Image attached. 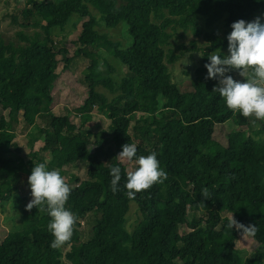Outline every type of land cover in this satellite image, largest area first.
Returning a JSON list of instances; mask_svg holds the SVG:
<instances>
[{"label":"trees","instance_id":"trees-1","mask_svg":"<svg viewBox=\"0 0 264 264\" xmlns=\"http://www.w3.org/2000/svg\"><path fill=\"white\" fill-rule=\"evenodd\" d=\"M21 2L25 6L19 16H11L12 23L42 29L46 38L17 46L0 40V134L15 131L13 111L21 113L29 127L25 137L13 140L12 150L0 144V203L31 197V172L15 171L16 161L10 156L15 153L29 159L31 171L39 163L60 170L72 189L66 208L78 220L71 240L53 249L47 211L25 207L24 227L0 236V264H65L64 259L69 264H264V219L258 221L260 236L250 237L258 244L252 255L237 247L235 236L224 239L232 215L250 225L245 204L264 206V142L245 129L264 120L228 109L219 93L213 92L218 80L208 79L205 68L210 54L228 52L231 25L251 22L263 13L264 0ZM75 15L82 19L79 51L89 52L85 55L90 61L85 73L88 92L81 107L86 113L80 125L70 123L59 131L52 90L72 59L54 48L52 29H64ZM219 23L224 33L216 27ZM121 24L131 37L127 45L99 30ZM180 30L194 34L190 48L172 44ZM197 38L204 40L203 45ZM189 51L201 52V65L182 88L172 81L169 65ZM103 52L127 70L120 82L114 80L116 68ZM99 87L115 96L110 99ZM94 106L109 119L108 131L86 128ZM115 107L120 108L116 114ZM227 123L234 128L225 133L223 143L215 136ZM262 124L256 135L264 133ZM126 143L137 146L133 160L155 152L168 174L167 180L137 193L134 200L124 187L126 172L134 164L117 157ZM81 163L86 166V179L68 175L66 167ZM113 166L122 170L116 193L111 189ZM132 202L142 219L130 233L126 221ZM90 213L96 216L95 224L82 241L79 228ZM238 232L242 230L232 229L233 235Z\"/></svg>","mask_w":264,"mask_h":264},{"label":"rangeland","instance_id":"rangeland-1","mask_svg":"<svg viewBox=\"0 0 264 264\" xmlns=\"http://www.w3.org/2000/svg\"><path fill=\"white\" fill-rule=\"evenodd\" d=\"M24 6L25 3L21 2V0H0V40L4 41L6 44L14 46L28 45L35 41H44L46 38V34L42 29L22 28L12 23L11 16H19ZM257 17H260L261 23H264V12L256 16L252 21H254ZM81 25L82 19L75 15L71 18L64 29H52V34L55 37V42L53 44L54 48L60 51L61 55H65L72 59V62L69 65V70L62 72V79H60L57 86L52 90L54 97L52 112L56 117H58L55 127L59 131L65 129L70 123L80 125L82 119L81 116L86 113L81 110V107L88 92V84L85 81V73L90 61L85 56L89 54V52L85 51V53H81L79 51L80 45L77 43V36L81 30ZM216 27L224 33V25L222 23H219ZM203 28H205V26H203ZM99 30L102 33L109 35L112 40L121 41L123 45H127L129 43V38L131 39L124 24H121L114 29H107L104 26H101ZM181 35H183V37H180ZM195 39L196 38L192 32L189 31L184 33L180 30L177 36L172 39V44L174 46L185 44L188 48H190L191 41ZM197 40L199 46L203 45L204 40L202 38H197ZM124 48L126 49V46ZM102 55L116 68V71L113 74L115 81L120 82L123 77L127 76V70L119 60L112 56L109 57L105 52H103ZM225 55H228V52ZM201 57V52L189 51L175 64L169 65L172 74V81L180 87L186 88L189 85V81L196 76V70L201 65ZM63 67L64 64L61 63L58 71L61 72ZM101 69L103 71L106 70L103 58L101 59ZM228 75H231L234 80L243 82V77L239 75L238 70H233L228 73ZM98 91L106 93L110 99L115 96V94L106 87H99ZM119 110V107H115L113 109L114 114H116ZM89 112L91 113L92 118L86 128L92 129L96 132L101 129L108 131L109 119L104 114L98 113L95 106ZM11 117L17 125L15 131L0 134V144L6 150H12L11 145L16 137L17 139L25 137L29 132V127L22 120L23 118L21 117V113L13 111L11 113ZM263 122L264 121L261 123L258 122L250 127H246L245 129L249 136L264 142V133L259 135L255 134L258 129H261ZM233 128L234 125L232 123H227L223 131H221V129H217L215 136L216 139L225 143V133L231 131ZM38 147H40V144L37 145V148ZM10 156H12L16 161L15 171L31 172L28 158H21V155L15 153L10 154ZM65 169L68 171V175L74 174L82 179H86V166L83 163L79 164L77 167H66ZM31 199L32 196L23 202L12 200L7 205H2L0 203V236L7 234V232L21 230L24 227L23 212ZM190 203L191 205H194L192 200ZM244 206L246 214L251 217L249 220L250 225L256 226L257 229L254 237H259L262 231L258 225V221L264 219V206L260 204L254 205L253 203L245 204ZM141 219L142 214L138 209L137 204L132 202L126 221V226L130 233L134 232ZM95 220V214L90 213L81 223V228H79V230L81 232L82 241H86L89 238L90 229L95 224ZM234 236L237 238V247L247 256L252 255L257 249V242L250 237H243V233L241 232L233 235L232 230L230 229L227 231L224 239H231ZM64 262L65 264H69V262L65 259Z\"/></svg>","mask_w":264,"mask_h":264},{"label":"clouds","instance_id":"clouds-1","mask_svg":"<svg viewBox=\"0 0 264 264\" xmlns=\"http://www.w3.org/2000/svg\"><path fill=\"white\" fill-rule=\"evenodd\" d=\"M232 31L227 36L228 55L213 52L209 56L210 63L205 64L208 79H217L218 92L228 109L239 112L243 117H254L255 120H264V23L257 17L252 22L239 20L231 25ZM238 70L243 82L234 80L228 75ZM137 146L126 143L117 156L121 161L134 164L126 172L124 185L126 195L130 200L136 194L150 189L157 183H163L168 178L157 159V154L140 155L135 160ZM121 167L113 166L110 169L111 189L113 193L119 191V182L122 179ZM31 189V201L26 210L37 208L38 211H47L51 217L47 225L53 236L50 247L59 249L67 244L73 235L74 226L78 217L66 208V203L72 191L66 183L59 169L48 170L44 163L35 164L28 177ZM207 197V189L202 192ZM243 233V237H252L257 229L254 225L245 226L236 221L233 215L229 218L227 228Z\"/></svg>","mask_w":264,"mask_h":264}]
</instances>
